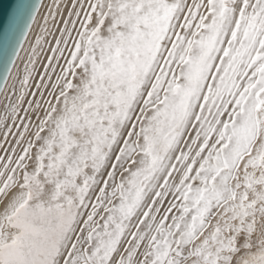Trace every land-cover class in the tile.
<instances>
[{"label":"snow or ice","instance_id":"obj_1","mask_svg":"<svg viewBox=\"0 0 264 264\" xmlns=\"http://www.w3.org/2000/svg\"><path fill=\"white\" fill-rule=\"evenodd\" d=\"M0 68V264H264V0L22 3Z\"/></svg>","mask_w":264,"mask_h":264},{"label":"water","instance_id":"obj_2","mask_svg":"<svg viewBox=\"0 0 264 264\" xmlns=\"http://www.w3.org/2000/svg\"><path fill=\"white\" fill-rule=\"evenodd\" d=\"M38 0H0V39L8 33L13 17L22 3H35ZM2 72V68H0Z\"/></svg>","mask_w":264,"mask_h":264}]
</instances>
